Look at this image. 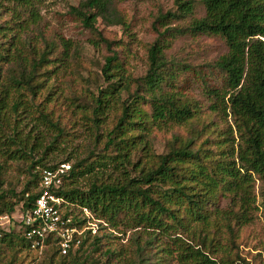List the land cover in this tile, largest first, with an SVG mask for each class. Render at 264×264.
<instances>
[{
    "label": "trees",
    "instance_id": "trees-1",
    "mask_svg": "<svg viewBox=\"0 0 264 264\" xmlns=\"http://www.w3.org/2000/svg\"><path fill=\"white\" fill-rule=\"evenodd\" d=\"M38 1L0 0V5L7 2L25 7L36 21L33 8ZM122 1L83 0L71 12L86 28L94 29L99 17L117 19L115 4ZM201 3L205 16L192 23L191 31L217 36L227 47V53L213 64L223 75L222 86L202 80L208 106L203 108L198 101L173 89L177 73L173 62L165 58L168 43L164 35L150 46L147 71L139 79L126 74L116 55L105 58L101 74L107 85L92 95L82 118L94 133L95 145L102 143L104 153L94 154L91 150L88 156L76 160L58 187L51 190L64 200L65 209L80 225L85 222L83 209L89 211L97 221L96 233L86 231L81 246L67 255H61L51 240L42 254L32 250L21 228L16 234L0 231V244L18 253L44 254L49 264H93L81 258L86 245L101 247L106 228L113 231L124 226L144 231V245L156 248L155 264L244 261L239 254L241 230L250 223L252 211L258 209L253 176L262 184L259 195L264 208V0ZM175 5L176 12H168L159 20L190 13L193 1L175 0ZM7 25L0 24V151L12 159H27L42 147L45 133L52 132L54 139L43 151L45 159L57 137L64 135L63 126L54 117L57 97L51 96L57 70L69 58L70 43L41 37L40 46L33 39L14 38ZM98 36L110 49L111 43ZM123 95L126 98L122 99ZM70 103L72 114L82 109ZM109 116L112 126L106 127ZM24 127H29L26 134ZM155 129H182L184 134L173 132L166 142V152L156 155L148 137ZM3 130H8L13 140L2 138ZM15 144L19 147L12 148ZM136 152L139 157L132 161ZM62 164L42 165L34 182L37 186L28 185L18 200L22 215L33 209L41 192L42 173ZM108 165L117 175H108L103 182L101 177ZM2 169L0 166V174ZM85 176L93 178L87 190L65 189L66 181ZM221 200L227 201L224 207L220 206ZM16 205L0 191V216L12 217ZM137 239L140 241V237ZM134 245L139 258L135 257L136 264H143L139 262L141 243L134 241ZM103 254L107 261L121 264V250L106 247Z\"/></svg>",
    "mask_w": 264,
    "mask_h": 264
},
{
    "label": "rangeland",
    "instance_id": "rangeland-1",
    "mask_svg": "<svg viewBox=\"0 0 264 264\" xmlns=\"http://www.w3.org/2000/svg\"><path fill=\"white\" fill-rule=\"evenodd\" d=\"M81 1L83 0H39L35 2L33 8L38 16L36 21L32 20L29 9L25 7L7 2H2L0 5V24L7 22V26L12 28L11 34H15L14 38L33 39L40 46H43L41 37L47 41L54 37L61 38L70 43L69 58L57 70L53 79L54 95L51 96L52 99L57 97L54 117L58 118L61 127L63 126L64 135L57 137L54 146L46 152L45 159L43 151L54 139L52 132L45 133L42 147L38 151L36 149L27 159H12L8 153L3 155L0 151V166L3 168L0 174L2 181L0 191L5 194L8 202L17 204L15 213L9 217V220L0 219L1 232L13 231L15 234L19 232L18 208L21 203H18V200L28 185H31V188L37 186V182H34L36 175L43 169L42 165L58 166L69 160L67 163L71 166L76 160L88 156L91 150L94 154L104 153L102 143L95 145L94 133L82 118H84L83 108L88 109L92 95L96 94L99 87L105 88L107 85L101 74L105 58L116 55L123 63L126 74L133 79H139L146 74L150 46L164 35L163 39L168 43L164 51L165 58L168 62H173L177 73L173 88L175 91L185 98H193L205 108L209 101L203 92L202 80L205 79L211 86H222L223 75L213 67V64L220 56L227 53L225 43L217 36L191 31L192 23L205 16L201 0H192L193 8L190 13L182 17H170L164 21L159 20L160 16L168 12H176L175 0L117 2L115 4L117 19L105 20L99 17L95 21L94 29L86 28L81 18L71 12V8H78ZM98 34L111 43L110 49L99 41ZM124 98L126 95L122 96V99ZM70 102L82 109L72 114ZM111 121L112 116H109L105 121L106 127L112 126ZM228 122L233 126L230 117ZM233 130H235L234 126ZM23 131L26 134L29 132V127H24ZM3 132L5 134H2V138L6 136L13 140L14 137L8 130ZM99 132L104 134L102 129ZM173 132L184 134L182 129L168 132L155 129L149 133V141L156 155L166 152V142ZM234 136L236 147L238 139L235 131ZM18 147L19 144H15L12 148ZM138 157L139 153L136 152L131 160L136 161ZM108 175L113 178L117 175L109 165L101 180L106 181ZM253 178L255 206L258 209L252 211L250 223L241 230L239 254L244 260L241 264H264V208L260 206L259 195L262 184L255 176ZM92 180L93 178L88 176L73 178L65 182V189L75 187L82 191L87 190ZM226 204V200H221V207ZM93 222L97 225V221ZM143 233L141 229H125L124 226L113 231L106 228L104 232L106 237L101 241L104 245L94 246L95 248L86 245L81 258L88 259V262L93 264H114L116 260L107 261L103 254L104 248L108 247L121 250L119 258L121 264H134L133 262L136 264L138 258L134 251L136 247L134 241H136L137 244L141 243L139 246L142 248L139 262L155 264L156 248L144 245L147 236ZM137 237H140V241ZM0 253L2 264H49V258L44 254L35 256L25 251L18 253V250L9 249L4 244H0ZM13 256H15L14 261H12Z\"/></svg>",
    "mask_w": 264,
    "mask_h": 264
},
{
    "label": "built area",
    "instance_id": "built-area-1",
    "mask_svg": "<svg viewBox=\"0 0 264 264\" xmlns=\"http://www.w3.org/2000/svg\"><path fill=\"white\" fill-rule=\"evenodd\" d=\"M70 169L69 164H62L54 171H44L40 182L41 192L35 199L33 209L25 215L20 213V228L29 240L32 250L42 252L47 241L55 242L61 255L77 250L86 231H97L96 221L89 211L83 209L85 222L80 225L74 221L64 207V200L51 192L61 182V177ZM1 220H9L1 216Z\"/></svg>",
    "mask_w": 264,
    "mask_h": 264
}]
</instances>
